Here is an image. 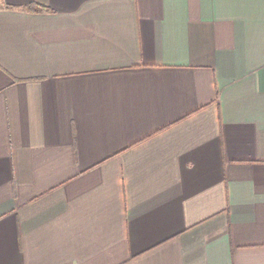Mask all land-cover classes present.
<instances>
[{
    "label": "crops",
    "instance_id": "obj_1",
    "mask_svg": "<svg viewBox=\"0 0 264 264\" xmlns=\"http://www.w3.org/2000/svg\"><path fill=\"white\" fill-rule=\"evenodd\" d=\"M0 264H264V0H0Z\"/></svg>",
    "mask_w": 264,
    "mask_h": 264
},
{
    "label": "trees",
    "instance_id": "obj_2",
    "mask_svg": "<svg viewBox=\"0 0 264 264\" xmlns=\"http://www.w3.org/2000/svg\"><path fill=\"white\" fill-rule=\"evenodd\" d=\"M29 8L32 9V10H34L35 9V6L34 5H31Z\"/></svg>",
    "mask_w": 264,
    "mask_h": 264
}]
</instances>
